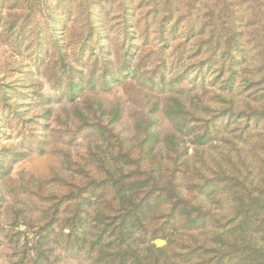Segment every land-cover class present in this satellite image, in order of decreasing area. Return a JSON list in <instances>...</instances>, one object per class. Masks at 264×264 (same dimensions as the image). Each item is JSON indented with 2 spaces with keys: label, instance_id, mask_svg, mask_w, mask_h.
<instances>
[{
  "label": "trees",
  "instance_id": "obj_1",
  "mask_svg": "<svg viewBox=\"0 0 264 264\" xmlns=\"http://www.w3.org/2000/svg\"><path fill=\"white\" fill-rule=\"evenodd\" d=\"M121 1L127 25L130 5ZM224 7L204 21L188 16L184 29L170 9L160 16L151 10L138 35L144 45L154 35L158 46L141 49L126 27L122 47L103 61L108 66L99 79L78 77L76 61L68 63L57 43L67 97L74 100L79 88L90 86L70 105L66 124L93 126L99 137L80 160L64 154L66 166L53 174V187L66 190L68 237L79 241L81 234L95 264H264V39L254 42L258 32L240 28V16ZM90 34L79 60L94 48L87 45ZM177 34L188 45L170 48ZM168 53L178 57L176 64ZM186 79L200 90L193 94L181 85ZM114 82L126 96L109 103L95 90ZM127 105L135 108L130 138L125 127L115 129ZM155 239L165 246L156 247Z\"/></svg>",
  "mask_w": 264,
  "mask_h": 264
},
{
  "label": "rangeland",
  "instance_id": "obj_2",
  "mask_svg": "<svg viewBox=\"0 0 264 264\" xmlns=\"http://www.w3.org/2000/svg\"><path fill=\"white\" fill-rule=\"evenodd\" d=\"M125 2L130 5L127 25L121 14V0H0V264H95L90 244L80 245L81 231L79 241L74 240V234L68 237L69 230L62 225L66 190L64 186L53 187V174L66 166L64 154L80 160L87 148L93 146L91 140L99 137L93 126L77 130L75 125L66 124L67 114L72 111L70 105L81 102L89 94L90 86L79 88L74 100L67 97L68 78L61 67L57 43L66 50L68 63L76 61L75 68L81 74L77 76L86 80L88 73L102 78V68L107 65L103 61H111L122 47L126 27L141 49L158 46L154 35L149 36L145 45L138 35L145 26L142 17L151 10L160 16L170 9L174 18H181L179 27L184 29L186 23L182 21L188 16L204 21L206 14L223 13L227 5L229 11L240 16V28L250 33L261 32L259 37L258 33L252 36L254 42L264 39V0ZM154 3L157 9H152ZM170 23L169 20L165 26ZM89 31L87 45L94 48L92 52L85 49L79 60ZM168 44L170 48L175 44L188 45L178 34ZM101 46L105 49L103 54ZM184 50L183 59L189 61V53ZM168 56L167 60L176 64L178 57L173 53ZM166 68L169 77L170 67ZM190 80L180 84L194 94L200 87ZM98 87L95 92L109 103L126 96L117 82L110 84L107 91H98ZM127 107L126 116L115 124V129L122 132L125 127L122 133L130 138L136 134L135 130L132 132L135 108ZM89 122H93L92 117ZM187 151L191 154L192 148ZM57 198L62 201L54 213L51 205ZM92 201L95 204L94 197ZM151 243L163 247L166 241L155 239Z\"/></svg>",
  "mask_w": 264,
  "mask_h": 264
}]
</instances>
